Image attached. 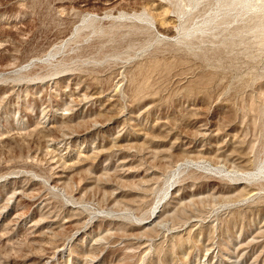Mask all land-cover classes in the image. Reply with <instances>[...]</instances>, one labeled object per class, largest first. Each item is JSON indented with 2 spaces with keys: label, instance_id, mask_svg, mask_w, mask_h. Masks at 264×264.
Instances as JSON below:
<instances>
[{
  "label": "rangeland",
  "instance_id": "rangeland-1",
  "mask_svg": "<svg viewBox=\"0 0 264 264\" xmlns=\"http://www.w3.org/2000/svg\"><path fill=\"white\" fill-rule=\"evenodd\" d=\"M258 163L264 0H0V264H264Z\"/></svg>",
  "mask_w": 264,
  "mask_h": 264
},
{
  "label": "bare ground",
  "instance_id": "bare-ground-1",
  "mask_svg": "<svg viewBox=\"0 0 264 264\" xmlns=\"http://www.w3.org/2000/svg\"><path fill=\"white\" fill-rule=\"evenodd\" d=\"M253 0H227V6L229 7V6H234V5H237V4H239V5H241V6H247V5H249L251 2H252ZM260 2V1H259ZM166 23V21L164 20V19H160L159 20V24L160 25H164ZM179 75V74H178ZM180 76V75H179ZM187 84V83H186ZM185 86V85H184ZM85 90V89H84ZM54 101V100H53ZM53 104V103H52ZM88 136V135H87ZM181 150V149H180ZM78 152V151H77ZM69 160V159H68ZM246 160V159H245ZM245 160H241V163H242V161L244 162ZM205 162H208V164L207 165H209V167L211 166V165H213V163H212V161L211 160H205ZM245 163V162H244ZM185 164V163H184ZM182 165H183V163H181V164H176L174 167V169H173V177H175L176 175H177V173L180 171V169L182 168ZM206 166V165H205ZM204 166V167H205ZM240 166V165H239ZM207 167V166H206ZM216 167H219V166H216ZM224 167V166H223ZM238 167V166H237ZM212 168V167H211ZM210 168V169H211ZM217 169V168H216ZM244 168H242V170H240V169H231V170H229L228 168H227V171H229V172H232V173H234V175H237L236 177H237V179H247V180H252V179H255V178H258V177H262V176H264V164L263 163H258L257 165H256V167H255V170L253 171V172H250V171H245V170H243ZM219 170V169H218ZM97 172V171H96ZM230 174V173H229ZM233 175V176H234ZM173 179V178H172ZM236 187V186H235ZM235 189V188H234ZM173 187H172V184L170 183L167 187H166V189H165V193H164V195H167V194H169V193H171V192H173ZM236 190H239V192L241 193V195H244V199H247V198H254V196L257 194L256 192H255V190H253L252 188H250L248 185H246V183L245 182H243V181H240V182H238L237 183V187H236ZM218 191H220V190H218ZM222 192L224 191V190H221ZM257 191V190H256ZM163 192V191H162ZM221 192V193H222ZM226 192V191H225ZM227 192H229L228 190H227ZM231 193V192H230ZM133 194V193H132ZM191 195V194H190ZM186 196V195H185ZM223 196H225V195H223ZM165 198H166V196H165ZM165 200V199H164ZM161 201H159L157 204L155 203V207H154V209H153V211H152V213H151V215H150V221H146L145 223H144V225H150V224H152L153 222H156V218L158 217V212H160V210H158V208L161 206ZM152 218V219H151ZM195 220V219H194ZM140 224V223H139ZM157 225H159V224H157ZM161 226V225H160ZM49 261V260H48ZM95 264V263H94Z\"/></svg>",
  "mask_w": 264,
  "mask_h": 264
}]
</instances>
